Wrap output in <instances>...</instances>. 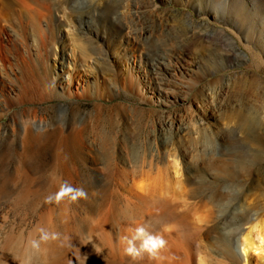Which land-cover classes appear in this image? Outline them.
I'll use <instances>...</instances> for the list:
<instances>
[{"label": "rangeland", "instance_id": "obj_1", "mask_svg": "<svg viewBox=\"0 0 264 264\" xmlns=\"http://www.w3.org/2000/svg\"><path fill=\"white\" fill-rule=\"evenodd\" d=\"M154 202L174 264H264V0H0V264H148L100 223ZM45 213L65 258L29 245Z\"/></svg>", "mask_w": 264, "mask_h": 264}, {"label": "bare ground", "instance_id": "obj_2", "mask_svg": "<svg viewBox=\"0 0 264 264\" xmlns=\"http://www.w3.org/2000/svg\"><path fill=\"white\" fill-rule=\"evenodd\" d=\"M39 4V3H38ZM43 4V3H42ZM41 5V4H40ZM44 5V4H43ZM42 5V6H43ZM45 7V5L43 6ZM47 7V5H46ZM39 11V10H38ZM37 15H39L37 13ZM85 15V14H84ZM36 16V15H35ZM88 16V15H87ZM89 17V16H88ZM84 20H82L83 22ZM85 24H87V20H85ZM47 96L48 98H61V95L56 92L54 90V88L51 87V85L49 84V82H47ZM41 124V123H40ZM258 156V155H257ZM263 175V174H262ZM262 178V176H261ZM258 179V180H261ZM150 185V184H149ZM200 187V186H199ZM143 188V186L141 187ZM148 189V185L145 186L143 188V190H147ZM196 190V189H195ZM197 192V191H196ZM196 194V193H195ZM199 194V193H198ZM141 197H144V194L140 195ZM147 196V195H145ZM197 196V195H196ZM200 197V196H199ZM198 197V199H199ZM207 197V196H206ZM207 200V199H206ZM200 202L202 204H205V200L204 198L200 199ZM207 202V201H206ZM210 202H207V204ZM212 203V202H211ZM210 203V204H211ZM154 205H157V202L152 203V206H150L147 210V218L149 219V221L144 220L143 224L149 231H151L152 229V224L154 223H158L159 221V217L161 216H165L167 215V211L164 209H159L156 210L153 208ZM212 206H214L212 204ZM155 207V206H154ZM125 209L124 214H130L132 216H136V217H140L138 214L135 212V208L131 205V203L129 201H127V203L125 204V207L123 208ZM49 212V211H48ZM52 213V212H50ZM50 213H45L41 216L40 221L37 224V227L35 228V230L31 233L30 238H29V245H31V241L32 240H38L39 239V235L41 234L39 232V229L43 228L46 229L49 233H52L49 229V227L53 226V219H52V215ZM114 213V209L113 206L110 204L106 209H105V217L103 219V222L100 223V229H102L103 232V236L105 238L104 241L107 242V246L109 247V250L111 252V254L113 256H116L117 254H123V247H122V234H120L119 236H117L116 238L110 235V231L116 226V224H118L120 222L119 219L116 218V216L113 214ZM54 217V216H53ZM135 217V218H136ZM215 218V217H213ZM212 218V219H213ZM251 218V217H250ZM251 220V219H250ZM252 221V220H251ZM143 222V220H142ZM187 223V222H186ZM188 224V223H187ZM119 225H121L120 227H122V223L120 222ZM113 227V228H112ZM54 232V231H53ZM56 233V231H55ZM122 233V231H121ZM60 234V233H59ZM58 234V235H59ZM57 235V238L55 239H50L48 242L46 243H41L39 251L40 254L42 256V258L44 260L48 259V258H53V257H57L58 255L61 254L62 257H64V253H63V249H62V239L60 241L59 237ZM61 235V234H60ZM59 235V236H60ZM241 246H242V250L245 254V257L251 255V253L256 252L261 254V258H264V215L258 219H254L253 222H251V224L248 226V230L246 232H244L243 236H242V240H241ZM64 246V245H63ZM36 249V248H35ZM38 250V249H37ZM29 251V250H27ZM170 250L168 249L167 251L164 250L162 251L161 249L159 250L157 256L155 258H150L148 256L147 253L142 254L139 258L137 259H147L148 260V264H174L173 262V258L172 255L169 257L168 255H170L171 252H169ZM24 252V251H23ZM12 253V252H11ZM29 253V252H27ZM169 253V254H168ZM9 255V253H7ZM39 255V254H38ZM22 256V255H21ZM60 256V257H61ZM66 256V255H65ZM30 257V256H29ZM34 258V256H33ZM36 258V257H35ZM65 258V257H64ZM71 258V257H70ZM55 259V258H54ZM58 259V257H57ZM56 260V259H55ZM54 262V260H51ZM64 261V259H63ZM66 261V260H65ZM5 262V261H4ZM34 261H32V258L27 262L22 260L21 264H34ZM67 262V261H66ZM69 262V261H68ZM52 263V262H51ZM65 263V262H64ZM245 264L246 261H245Z\"/></svg>", "mask_w": 264, "mask_h": 264}, {"label": "clouds", "instance_id": "obj_3", "mask_svg": "<svg viewBox=\"0 0 264 264\" xmlns=\"http://www.w3.org/2000/svg\"><path fill=\"white\" fill-rule=\"evenodd\" d=\"M66 196H70L71 199L76 200L80 197H86L87 193L83 189L75 188L67 181H65L61 187L60 191L48 196L46 201L49 203L55 202L59 203L61 199ZM131 236H125L122 238L126 241L127 247L125 248V253L127 256L131 257L133 260L139 258L142 254L147 253L150 258H155L161 248L166 245V240L155 233L150 232L144 225L138 224L134 230H131ZM40 237L38 240H32L30 243L33 248L39 249L41 243H46L50 239L57 238L58 234L49 233L46 229H39Z\"/></svg>", "mask_w": 264, "mask_h": 264}]
</instances>
